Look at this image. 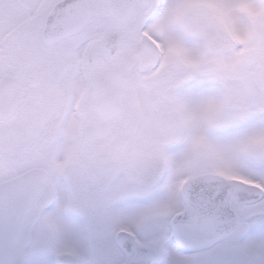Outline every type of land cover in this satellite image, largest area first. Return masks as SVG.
<instances>
[{
	"label": "snow or ice",
	"instance_id": "snow-or-ice-1",
	"mask_svg": "<svg viewBox=\"0 0 264 264\" xmlns=\"http://www.w3.org/2000/svg\"><path fill=\"white\" fill-rule=\"evenodd\" d=\"M0 264H264V0H0Z\"/></svg>",
	"mask_w": 264,
	"mask_h": 264
}]
</instances>
